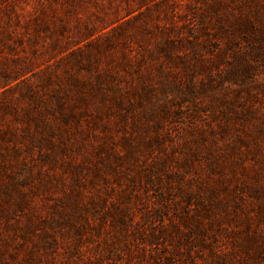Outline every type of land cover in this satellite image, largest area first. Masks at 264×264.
Wrapping results in <instances>:
<instances>
[{"label":"rangeland","instance_id":"rangeland-1","mask_svg":"<svg viewBox=\"0 0 264 264\" xmlns=\"http://www.w3.org/2000/svg\"><path fill=\"white\" fill-rule=\"evenodd\" d=\"M222 1L0 0V264H264V39Z\"/></svg>","mask_w":264,"mask_h":264},{"label":"trees","instance_id":"trees-1","mask_svg":"<svg viewBox=\"0 0 264 264\" xmlns=\"http://www.w3.org/2000/svg\"><path fill=\"white\" fill-rule=\"evenodd\" d=\"M225 2L228 6L238 4V9H236L239 11L238 15L227 13L223 18V21L225 19L227 22V28L224 30V33L227 37L226 42L228 46L234 45L235 40L239 37L248 38L246 41H254L256 43L259 42L260 39H264V25L261 28H256L255 22V19L264 21V0H225L221 3ZM219 3L220 1H216L215 4L210 5V8L214 11L215 8L219 6L217 5ZM260 10L262 12H260ZM253 50L252 54H256V56L260 54L259 50L255 48H253ZM238 55L239 54L235 53L234 59L238 57ZM243 69L246 72L250 71L247 67Z\"/></svg>","mask_w":264,"mask_h":264}]
</instances>
